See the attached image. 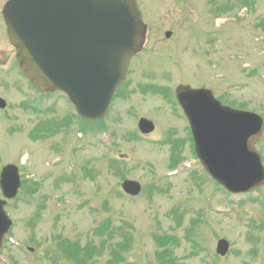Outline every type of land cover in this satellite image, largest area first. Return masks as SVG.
I'll list each match as a JSON object with an SVG mask.
<instances>
[{
    "label": "rangeland",
    "instance_id": "rangeland-1",
    "mask_svg": "<svg viewBox=\"0 0 264 264\" xmlns=\"http://www.w3.org/2000/svg\"><path fill=\"white\" fill-rule=\"evenodd\" d=\"M139 1L142 8L151 9L149 12L153 16L150 20L151 33L145 50L137 55L132 66L136 71L142 66L151 67V70L145 69L150 78L144 76L137 78L144 70L136 73L134 69H129L125 87L131 92V98L126 103L119 101L115 103V111L122 107L129 109L130 105H139L133 108V112L140 111V113L152 118L155 123H158L156 124L157 131L166 125H172L175 132L174 136L184 140L187 137L186 121L182 118L173 119L167 114V108L164 111V108L161 107V111H158V113H163L161 117L160 115L157 116L156 109H151L156 104L165 105L166 97L162 95L163 101H160L157 95H137L140 94L137 93V85L147 82L171 90L178 83L189 82L193 86H211L217 95L226 94L228 95L226 98L233 99L237 105L243 103L244 108L264 112V49H262L264 42L260 38V40L256 39L261 35V32L264 33V0L254 2L252 11L248 12L250 14L247 19H241V21L233 16L230 19L227 18L226 22L221 20L226 17L224 14L208 13L205 6L209 4L218 5V2L222 1L224 6L233 7L238 0H210L208 3L207 0ZM257 4L258 9L255 7ZM156 7L160 11L153 9ZM158 13L160 16L157 15ZM241 13L242 11H240V17L243 18ZM219 20L221 23L218 22ZM0 21L2 22L1 17ZM167 27H170L172 35L167 42L161 43L156 39L164 33ZM252 29L256 31L251 33ZM206 31L211 32V34ZM225 37H227L228 46L224 45ZM210 39L213 41L209 44L208 40ZM12 56H14L12 46L0 23V60L2 61L0 64V86L3 77L10 84H16V89L12 85L4 86L3 89H0V91L3 90L0 93L9 99L11 106H15L16 101L22 97V92L30 90V86L27 84L23 87L25 82L16 75L10 74L13 70ZM220 59L222 60L221 66L216 63ZM3 60H5L7 70L1 68ZM243 65L252 68V72L245 73L248 69L243 70ZM4 75H8L10 78ZM52 100L57 104L54 98ZM64 104V102H59V105L66 107L67 105L64 106ZM168 112L173 115L170 111ZM19 115L25 119L27 113L26 116L22 113ZM1 117L4 116L0 114V164L11 160L24 161L20 168L22 177L25 178L24 180H35L39 183L40 188L36 195L39 196V201L41 196L44 197L40 204L36 197L26 192L27 188H25L19 194L20 198L17 201H10L11 208L9 209L12 210L10 214L17 222L10 231L15 244L13 246L8 245L10 248L4 249L3 252L16 264H73L71 260L64 257L63 252L58 247V242L65 237H70L81 245L96 246L98 248L96 251L99 250L101 239L107 235L97 236L93 234V229L99 226L105 217H109L110 226H121L123 229L121 232L115 231L113 239H111L113 245L121 240L120 234L123 233V238L130 236L129 244L126 243V247L123 249V256L119 252L121 259L115 264H158L155 259L157 247L154 243L153 234L160 236L166 232L177 237L182 236L185 233L183 230L188 227L190 218L194 217L192 212L199 211L204 206L206 201L204 199L207 196L212 199L210 207L208 206V214L204 215V220L207 221L203 224L199 223L190 231L195 239H199L198 244L201 245L199 253H203V247L209 253L214 252L217 239L226 234L230 240L229 251L224 257H211V264H264V243L248 239L245 235L246 221L243 222L238 216L232 214L229 207L216 205V199L225 195L220 190L221 187L216 188L201 173L198 162L196 163L191 158L189 150L185 154L184 149L182 154L194 162H191L192 168L168 182L164 178H159L165 171V162L157 165L156 162L150 160L164 157V153H157V156L150 154L155 152L153 148L156 146L154 145L148 144L149 147L141 146L139 149V145H131L132 143L123 139H111L112 144L114 143L116 146L115 148H106L100 143L92 147L88 145L87 140L86 143L79 141L77 150H73L71 143L75 139L72 141L70 138L59 139L60 141L51 139L46 144L43 141L32 143L27 139V129L30 125L28 120H26L27 123L23 122V124H17L16 127H13L11 122L4 123L5 119H1ZM119 123L114 125L118 135L122 129H133L131 127L135 125L132 119L126 118ZM104 140L107 141V139ZM56 144H60L61 149L57 153L59 156L52 159L53 155L49 154L48 145L57 147ZM262 144H264V140ZM149 149L152 150L149 151ZM61 150L63 151L61 152ZM71 152H78L77 157L67 155ZM106 155L116 156L119 169L125 177L135 178L141 182L142 190L137 197L129 199L118 191L123 175L117 177L109 173L104 163V161L106 162L104 157ZM70 159L76 165L79 162L88 168L92 167L97 172V181L94 186L81 185L73 192L64 191L61 193V191L56 190L51 181L52 176L57 177V172L61 170L57 163L62 162L60 167L62 166L64 170V163L67 164ZM138 160H150L153 162L155 171L144 172L141 162H136ZM51 164L52 168H49ZM28 168L32 173L27 172ZM76 170V168L69 167L71 172ZM192 171L198 172L200 185L199 187L196 186L197 188L191 187L192 194H185V191L182 192L183 185L185 182H189ZM191 176L193 175L191 174ZM78 177L77 174L76 178ZM30 181L29 183H31ZM166 191L168 198L164 196ZM261 191L264 192V187ZM56 195L62 196L64 201L60 203V200L56 199ZM243 197H248V195H240L241 199ZM85 198H88V201L86 200L83 204L82 200ZM174 203L179 206V212L182 210L187 212L183 215L184 219H182L180 227H178L179 225L174 227V224H177L165 213L166 209ZM213 206H221L225 209L221 213L214 212L215 219L211 215V211L215 208ZM204 208L206 209V207ZM70 210L73 211L69 213ZM250 210L256 212L254 207ZM34 216L39 217L35 231L33 228L37 220L34 224L31 223ZM55 217H60L58 219L60 224H56V228L53 224ZM160 222L165 231L161 230V225L158 224ZM52 230H56L57 233L63 231V233L59 236L53 235ZM196 233L198 234L196 235ZM199 234L204 235V238ZM254 237L263 240L264 228L255 230ZM27 246L33 247L34 251L30 253ZM104 247H106L104 251H95L87 264H108L107 260L111 258L110 248L108 249L107 245ZM174 252L182 264H205L204 261H207L205 256H208L204 254L205 256L200 255L202 257H188L186 256L188 248L183 247V245L176 247Z\"/></svg>",
    "mask_w": 264,
    "mask_h": 264
},
{
    "label": "water",
    "instance_id": "water-1",
    "mask_svg": "<svg viewBox=\"0 0 264 264\" xmlns=\"http://www.w3.org/2000/svg\"><path fill=\"white\" fill-rule=\"evenodd\" d=\"M59 1L9 0L5 6L4 17L10 40L17 48L19 59L32 68L34 82L41 88L52 86L74 91L72 85L76 82L83 88H89L94 80L102 78L114 61L121 76L126 61L141 40L142 27L132 2L124 0L126 9L121 10L115 9L113 0H96L93 6H89L90 1L83 0L85 12L99 18V27L91 29L90 37L97 44L93 51L89 49L83 33L79 34L69 24H63L66 11L61 10L63 5ZM49 7L53 12L47 16L44 11ZM39 22L43 24L41 27L36 25ZM105 22L108 23L103 27ZM72 44L77 45L71 47ZM74 65H77L76 71ZM96 85L101 87L99 81ZM177 94L189 116L195 140L201 142L209 137L205 140V148L199 152L205 168L234 191L257 186L261 166L253 144L261 130L260 121L242 115L232 120L230 111L219 107L208 93L180 87ZM205 115L209 121L203 123ZM210 123L215 125V131L209 132L201 125ZM6 173L9 178L14 175L10 171ZM2 234L1 231L0 242Z\"/></svg>",
    "mask_w": 264,
    "mask_h": 264
}]
</instances>
